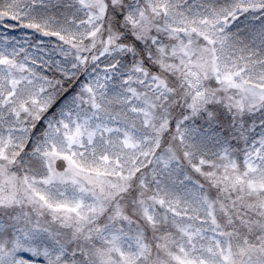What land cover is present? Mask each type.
Masks as SVG:
<instances>
[{
    "label": "snow or ice",
    "instance_id": "6c2138e0",
    "mask_svg": "<svg viewBox=\"0 0 264 264\" xmlns=\"http://www.w3.org/2000/svg\"><path fill=\"white\" fill-rule=\"evenodd\" d=\"M0 264H264V0H0Z\"/></svg>",
    "mask_w": 264,
    "mask_h": 264
}]
</instances>
